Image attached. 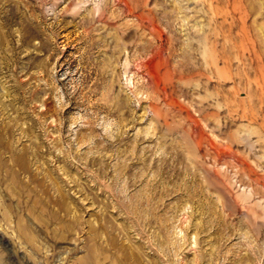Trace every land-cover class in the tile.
Segmentation results:
<instances>
[{
    "label": "rangeland",
    "instance_id": "1",
    "mask_svg": "<svg viewBox=\"0 0 264 264\" xmlns=\"http://www.w3.org/2000/svg\"><path fill=\"white\" fill-rule=\"evenodd\" d=\"M0 264H264V0H0Z\"/></svg>",
    "mask_w": 264,
    "mask_h": 264
}]
</instances>
